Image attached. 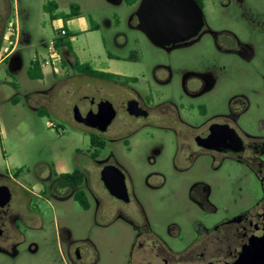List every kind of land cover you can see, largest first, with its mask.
I'll use <instances>...</instances> for the list:
<instances>
[{
    "label": "flooded vegetation",
    "instance_id": "flooded-vegetation-1",
    "mask_svg": "<svg viewBox=\"0 0 264 264\" xmlns=\"http://www.w3.org/2000/svg\"><path fill=\"white\" fill-rule=\"evenodd\" d=\"M195 2L202 12L197 34L164 47L137 29L134 13L129 24L138 35L129 41L119 34L112 50L104 44L107 60L123 64L102 71L108 78L75 70L69 49H59L60 75L70 66L80 93L76 127L94 146L89 164L38 176L41 193L60 203L81 200L84 213L116 225L117 245L128 251L121 264H264V64L256 68L255 4ZM101 139L109 145L104 160ZM121 148L127 159L141 153L151 169L146 183L158 181L146 196L121 162ZM104 167L112 168L108 186ZM167 172L178 173L180 182L171 183ZM23 177L20 171L0 177L10 193L0 206V254L11 258L34 225L35 190ZM63 235L64 264L98 262L90 237Z\"/></svg>",
    "mask_w": 264,
    "mask_h": 264
},
{
    "label": "rangeland",
    "instance_id": "rangeland-1",
    "mask_svg": "<svg viewBox=\"0 0 264 264\" xmlns=\"http://www.w3.org/2000/svg\"><path fill=\"white\" fill-rule=\"evenodd\" d=\"M245 1L255 4L258 22L256 68L259 69L264 64V0ZM51 2L57 9L45 10ZM138 3L129 6L123 0H0V44L5 42L4 46L10 48L8 43L17 39L16 54L22 61V66L17 65L15 72L6 64L0 65V86L5 87L0 91V177L7 178L20 171L35 190L31 201L34 225L27 233L28 239L19 248L18 256L11 258L0 254V264H64L65 230L72 233L73 239L90 237L93 240L99 255L96 264H121L124 261L128 251L120 246L122 240L116 225L108 228L104 219L95 218L92 210L84 213L78 203H60L41 193L38 176L45 177L49 170L61 173L83 162L89 164L92 146L74 121L73 110L80 93L72 68L66 66L63 75L54 77L47 66L43 79L38 81L30 80L26 71L33 59L47 58L44 44L57 36L62 25L51 20L50 15H66L70 5H77L80 15L64 22L69 34L63 39L64 46L79 64H87L92 70L109 67L119 71L123 64H112L107 60L104 44L108 43L112 50V42L117 38L122 40L119 34L127 36L129 41L138 35L129 24ZM91 25L98 28L85 33ZM251 30L248 26L247 32ZM6 31L8 36L4 37ZM119 54L126 55L127 52ZM9 92L13 96L8 97ZM101 140L106 145V140ZM108 147L101 148L99 160L107 158ZM118 156L130 173L136 175L135 186L141 195L146 196V189L158 185L154 177L146 183L151 169L141 153H134L127 159L121 148ZM204 172H199L198 178L211 180ZM167 173L171 183L180 182L178 173ZM64 206L69 211H62ZM155 222L153 219L152 224Z\"/></svg>",
    "mask_w": 264,
    "mask_h": 264
},
{
    "label": "water",
    "instance_id": "water-1",
    "mask_svg": "<svg viewBox=\"0 0 264 264\" xmlns=\"http://www.w3.org/2000/svg\"><path fill=\"white\" fill-rule=\"evenodd\" d=\"M135 16L139 20L137 29L156 47L186 41L197 34L202 24V12L195 0H140ZM73 113L77 115V106ZM111 170L104 167L101 171V180L106 186ZM9 199V189L0 186V206Z\"/></svg>",
    "mask_w": 264,
    "mask_h": 264
},
{
    "label": "trees",
    "instance_id": "trees-1",
    "mask_svg": "<svg viewBox=\"0 0 264 264\" xmlns=\"http://www.w3.org/2000/svg\"><path fill=\"white\" fill-rule=\"evenodd\" d=\"M137 2V0H125V3L129 6L135 4ZM70 10L69 13L64 15V14H60V15H50L51 20H61L63 23V26L65 27L64 22L65 21H71L74 18H78L80 15V9L77 5H70ZM45 10H51V11H55L57 9V6L51 2L49 4H47V6L44 7ZM57 37V36H56ZM55 37V38H56ZM57 40V49H60L63 46V40L62 39H56ZM45 45V44H44ZM73 68L75 70H83L85 72H89L90 74L96 75L100 78H108L110 75L104 72H99V71H94L92 70L87 64H79L78 61L76 60L73 64ZM26 75L27 77L32 80V81H38L43 79V74H42V69L40 68V66L37 64L36 61H31L29 63V66L27 68L26 71ZM13 103H15V101H13ZM91 146H94L93 141H90ZM80 203V206L84 207V202L79 200L78 201Z\"/></svg>",
    "mask_w": 264,
    "mask_h": 264
},
{
    "label": "built area",
    "instance_id": "built-area-1",
    "mask_svg": "<svg viewBox=\"0 0 264 264\" xmlns=\"http://www.w3.org/2000/svg\"><path fill=\"white\" fill-rule=\"evenodd\" d=\"M61 22L60 28L57 30V37L53 38L45 43V51L47 54V58H35L33 61H36L37 64L40 66L41 69L46 68L47 66L51 69V73L53 75H59L62 68H61V62L59 58V49L56 48L57 46V40L56 39H62L65 37L68 32L66 28L63 26V23L61 20H57V23ZM12 26V25H11ZM10 34V33H9ZM9 45L13 46V43L9 42Z\"/></svg>",
    "mask_w": 264,
    "mask_h": 264
},
{
    "label": "crops",
    "instance_id": "crops-1",
    "mask_svg": "<svg viewBox=\"0 0 264 264\" xmlns=\"http://www.w3.org/2000/svg\"><path fill=\"white\" fill-rule=\"evenodd\" d=\"M5 34H7V35H5ZM5 34H4V37L5 36L7 37L8 36L7 31L5 32ZM4 43H1L0 44V65L6 64V65H8L9 70H11L12 72H15L16 69H17L16 68L17 65H20L21 64V66H22V61H21L19 55L16 54V51H17V43H18L17 42V39L15 41L11 42V43H13V46L12 45H9V43H8V45L10 46V48L5 47L4 46ZM98 70L100 72H102V71L106 72L107 71L106 68H100ZM42 74H43V77H44V69H42ZM51 75L54 76L52 73H51ZM55 76H60V74L59 75H55ZM4 88H5L4 86H0V91H2ZM8 95H9L8 97L13 96L12 92H9ZM13 101H15V98H12V102Z\"/></svg>",
    "mask_w": 264,
    "mask_h": 264
}]
</instances>
